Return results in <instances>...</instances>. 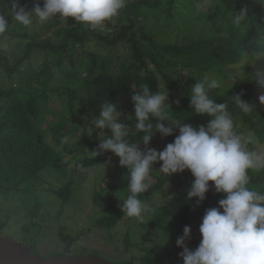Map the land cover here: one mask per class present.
I'll return each instance as SVG.
<instances>
[{
	"label": "trees",
	"instance_id": "1",
	"mask_svg": "<svg viewBox=\"0 0 264 264\" xmlns=\"http://www.w3.org/2000/svg\"><path fill=\"white\" fill-rule=\"evenodd\" d=\"M173 1L168 0V4L171 5ZM215 1L219 2L215 15H212L210 7L196 16L197 20L210 22L213 33L207 36L198 33L192 36L178 34L173 43L160 42L158 39L162 36L151 33L153 27L149 25L148 30L141 29L139 37L133 34L143 9L158 11L163 0H127L119 14L120 26L112 34L105 33L99 27L93 29L78 25L75 21L57 31L55 40H39L27 32L15 34L27 41L22 53H5L1 44L8 29L0 34V194L17 190L26 183L34 184L40 173L59 165L62 155L57 149L66 148L65 138L77 129L68 128L67 120L74 121L85 114L98 116L99 105L103 101L116 104L119 98H128L129 101L121 104L118 111L122 112L121 119L127 121V126H133L134 105L131 96L144 84L152 92L166 89V103L177 119L193 127L206 126L210 117L194 113L189 106L191 88L196 80L206 74L222 73L225 68L241 63L244 64L239 68L240 72L234 74V82L224 85L226 88L212 90L210 94L216 103L227 105L235 128L241 126L254 131L261 144H264V105L259 104L260 90L255 81L250 79L256 67L264 64V7L259 4H264V0H258L259 3L255 0ZM36 2L40 0H19V6L30 11ZM40 6H43L42 2ZM244 6L249 8V20L241 26L233 25V12L238 13ZM9 10L10 0H0V14H5L10 26L14 18ZM151 20L154 22L152 17ZM42 24L45 29L56 28L59 26V17ZM115 47L125 52L127 61L122 60L124 57L120 54L115 59L111 56ZM105 48L107 55L102 52ZM37 57H41L42 62L25 75L23 68ZM112 68H118V72H112ZM21 74L23 79L15 81ZM222 77L223 81L229 79L226 73ZM237 94H241L243 101L253 105V113H242L235 106L233 98ZM53 104H59L62 112L55 111ZM129 116L131 118L127 120ZM53 117L58 120L54 122ZM151 122L155 125L156 120L153 118ZM80 125L82 134L79 135L78 144L89 140L88 126L84 120ZM104 131L108 133L107 129ZM178 134V130H174L171 136L161 137L157 132L148 145H155L159 138L167 145ZM89 144L83 145L90 151L97 147L95 142ZM106 159L116 162L118 157L111 152L95 158L86 157L81 168L88 170ZM155 165L156 168L152 167V170L160 167L159 163ZM152 176V187L140 194L139 198L145 201L159 192L164 200L153 213L152 219L141 224L144 230L142 238L154 236L158 231L164 232L172 245L169 259L159 264H182L180 253L183 248L176 246V240L183 235V228L190 226V238L185 243L190 250H195L201 241L199 226L206 210L218 207V201L225 198L226 194L216 193L212 182H209L210 190L205 200L197 205L196 198H187V190L194 181L190 171L166 177L154 170ZM249 176V187L264 190V171L249 170ZM102 180L106 181L105 175ZM72 185L70 178L55 189L57 198L66 203ZM126 188L127 181L121 189V200L128 194ZM114 189L115 184H108L105 197L101 194L102 187L94 196L96 203L103 201L105 205V213L97 222L98 227L111 230L122 218L127 217L121 211L122 201L117 200L112 193ZM5 225L6 222L2 227ZM61 238L64 236L61 235ZM129 239L130 234L127 232L119 242L125 245L130 242ZM145 241L134 245L142 252L141 255H133L121 263L155 264L161 259L163 255L158 259L155 249L147 247Z\"/></svg>",
	"mask_w": 264,
	"mask_h": 264
},
{
	"label": "clouds",
	"instance_id": "2",
	"mask_svg": "<svg viewBox=\"0 0 264 264\" xmlns=\"http://www.w3.org/2000/svg\"><path fill=\"white\" fill-rule=\"evenodd\" d=\"M125 6L126 0H40L29 11L19 6V0H10L9 11L23 26L32 25L34 19L44 23L58 16L65 21L73 18L78 24L95 29L117 16ZM248 20L247 6L238 13L233 12L231 18L235 26ZM8 26L5 14H0V34ZM250 79L260 90L259 104L264 105V64L256 67ZM221 87V80L215 74H206L191 88L189 106L194 113L210 117L206 126L199 127L177 119L166 103L165 88L152 92L144 84L131 96L133 126H126L118 106L105 100L87 130L89 136L95 129H107L108 133L101 131L98 146L87 153L95 158L111 152L119 158V166L127 169L128 193L121 200V211L141 223L146 215L155 212L151 204L139 198L152 187L155 163L160 164L159 173L166 177L190 171L194 181L187 190V198H196L197 205L205 200L209 182L216 193L226 194L218 201V207L206 210L199 226L201 241L195 250H190L185 243L190 238V226L183 228V235L176 240V246L183 248L182 264H264V190L249 187V170L264 171V150H257V146L264 148V145L254 131L249 130L245 136L235 130L227 105L216 103L210 94ZM233 99L242 113L254 112L253 105L243 101L241 94ZM153 118L155 125L151 122ZM174 130L179 134L162 151L140 148L141 143L147 146L155 133L167 137Z\"/></svg>",
	"mask_w": 264,
	"mask_h": 264
},
{
	"label": "rangeland",
	"instance_id": "3",
	"mask_svg": "<svg viewBox=\"0 0 264 264\" xmlns=\"http://www.w3.org/2000/svg\"><path fill=\"white\" fill-rule=\"evenodd\" d=\"M210 7L212 15H215L218 12L219 2L215 0H174L169 5L168 0H163V5L158 11L143 9L133 34L139 37L141 29L148 30L150 26L153 27L151 33L158 37L162 36L158 39L160 42L173 43L178 34L192 36L194 33H198L207 36L213 33V25L210 22H204L206 20H197L196 16L206 12ZM123 9L119 14L122 13ZM119 14L106 21L99 28L103 29L107 34H112L120 26ZM151 17L154 22H152ZM74 21L73 18H67L66 21L59 18L58 27L45 29L43 24L36 19L30 26H23L13 20L8 27L7 35L1 47L9 55L11 53H22L24 44L27 41L16 37L15 34L27 32L28 35H35L39 40H55L56 32L65 29ZM75 23L77 22L75 21ZM122 23L125 24L124 21ZM102 52L107 55L108 51L105 48ZM111 53L114 59L117 54H120L121 57L125 56V52L120 48L117 49V47ZM121 59L126 60V57ZM41 62V57L31 60L23 68L24 74H30ZM243 64L227 67L222 73L215 74L221 80V88H226L227 86L224 85L234 82V74L240 72L239 68ZM113 71L117 73L118 68L115 70L112 68ZM225 73L229 76V79L223 81L222 75ZM22 79L23 75L21 74L16 77L15 81ZM128 101V98H119L116 103L118 106L117 110H119L118 108L121 104ZM53 109L59 113L62 112L59 104H53ZM91 118L89 114H85L74 121L67 120L66 126L68 128L76 127L77 129L65 140L67 147L57 149L62 155V161L59 165L56 164V167L40 173L39 179L34 184L31 182L26 183L17 190L0 194V234L23 243L40 257H52L57 254L63 255L67 253L75 256H94L115 264H120L124 260L133 257V255H141L142 252L137 250L134 245L138 244L139 241L146 240V246L155 249L158 259L163 255L155 264L165 263L169 259L168 253L172 242L168 238L166 242L164 241L166 236L164 232H156L154 236L147 237V239L150 238L147 241V239L142 238L144 236V230L141 228L142 223L136 218L130 217L122 218L117 226L111 230L97 226V222L102 214L105 213V205L103 201L95 202V194L99 193L102 187L103 193L101 194L105 197L108 194L106 185L115 184V189L112 193L120 201L123 183L127 181V169L119 166L118 158L116 162L106 159L97 163L93 168L82 170L83 159L89 157L87 152H90V149L84 147L83 144L88 145L89 142V145H91V142H95L98 146L100 132L103 131L105 133L104 130L95 129L93 130L94 134L87 136L89 138L88 142L81 141L80 144L77 143L79 135L82 134L81 122L84 120V123L91 127ZM130 118L129 116L127 120ZM52 119L54 122L58 120V118L54 117ZM121 121L127 126L126 120L121 119ZM235 130L245 136L249 131V129L241 126L236 127ZM165 146L163 139L159 138L155 145L144 146L142 144L140 148L149 147L162 151ZM257 150H264V148L257 146ZM79 151H81V154H79ZM152 167L156 168V165L153 164ZM157 169L154 170L159 173ZM104 175L106 181L102 180ZM160 175L163 174L160 173ZM70 178L73 181L72 192L65 203L57 198L54 190L63 186ZM163 200V196L156 192L144 202L151 204L156 210ZM152 217L153 214L146 215L143 223L148 222ZM5 222V227H2ZM127 232L130 234V242L124 245L123 242L119 241L122 240ZM61 235L64 238H61Z\"/></svg>",
	"mask_w": 264,
	"mask_h": 264
},
{
	"label": "water",
	"instance_id": "4",
	"mask_svg": "<svg viewBox=\"0 0 264 264\" xmlns=\"http://www.w3.org/2000/svg\"><path fill=\"white\" fill-rule=\"evenodd\" d=\"M0 264H115L94 256L66 254L40 257L23 244L0 234Z\"/></svg>",
	"mask_w": 264,
	"mask_h": 264
}]
</instances>
